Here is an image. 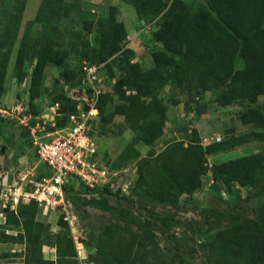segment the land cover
<instances>
[{
    "label": "trees",
    "instance_id": "1",
    "mask_svg": "<svg viewBox=\"0 0 264 264\" xmlns=\"http://www.w3.org/2000/svg\"><path fill=\"white\" fill-rule=\"evenodd\" d=\"M119 1L132 6L139 20L152 22L159 18V26L152 37L161 47L150 53L152 66L147 71L132 63L134 51L122 46L127 33L123 23L116 18V7H110L109 16L98 21L97 48L82 39L80 31L74 35L81 48L91 51V62L96 65L116 55L125 65H121L122 75L113 87L121 101L114 107L113 114L124 118L134 138L120 151L114 165L110 164L111 169L116 170L135 159L138 144L150 146L163 135L164 126L169 121L168 107L161 98L165 87L182 89L186 97V113H195L196 116L207 111L206 104H199L200 98L213 92L220 106H243L239 115L241 124L255 129L244 135H235L230 129L227 139L206 146L198 138L187 141L186 146L183 140H175L168 143L155 159L142 163L134 194L146 203L180 208L194 202L193 195L201 189L202 177L209 170L208 155L250 141L264 143V106L262 110L249 106L264 95V0H205L206 7L195 11H191L183 0H170L168 4L165 0ZM25 2L0 0V91L17 41ZM66 10L65 0L40 2L34 19L41 25V31L33 42L37 61L31 77L33 87L40 83L48 64L54 62L61 67L55 54L59 53L58 47L62 43L59 22ZM31 27V22L26 23L16 55V72L23 68L30 51L28 35ZM83 30L85 34L91 33V23L86 22ZM80 69L76 73L62 72L69 83L67 86L79 84ZM22 80L23 77L18 76L17 81ZM62 90V87L57 89L52 101L58 103V114L63 115L56 121L54 127L57 129L65 127L67 116L76 111L75 103ZM109 96V93H103L99 97L97 119L101 124L110 121V116L105 114ZM179 102L172 101L174 104ZM6 131V121L0 119V132ZM181 131L186 130L182 128ZM215 171V179L222 185L213 184L211 187L214 206L209 208L210 213L218 223L243 221L227 224L208 237L202 245L206 264H264V153L227 160ZM38 173L45 175V168L40 166ZM66 190L76 215V198H82L87 205L109 210L100 199L84 197L88 191L81 185L72 182L66 184ZM243 190L246 191L244 195ZM118 192L121 191L98 190L99 196L119 197ZM253 200L258 204L251 206ZM38 209L34 201H20L12 210L9 206L2 208L0 214L5 218V227L19 230L15 234L3 230L0 243L23 245L24 264H82L63 217L59 215L56 222L60 230L52 233L45 223L37 220ZM143 210L148 212L145 207ZM114 218L97 235L94 245L87 243L86 247H93L94 251L87 255L86 263L189 264L185 255L178 252L179 245H175L174 251L159 246L149 221L143 222L125 212H114ZM161 222L164 224L162 228L171 227L168 218L161 219ZM132 225L139 233L130 229ZM44 246L55 250V260L44 259ZM3 256L6 255L0 253V258Z\"/></svg>",
    "mask_w": 264,
    "mask_h": 264
},
{
    "label": "rangeland",
    "instance_id": "2",
    "mask_svg": "<svg viewBox=\"0 0 264 264\" xmlns=\"http://www.w3.org/2000/svg\"><path fill=\"white\" fill-rule=\"evenodd\" d=\"M169 1L165 0L167 4ZM183 1L191 11L206 7L205 0ZM40 2L41 0H26L25 2L17 41L12 48L0 91V119L5 120L9 128L5 133L0 132V155L4 152V147L10 150L7 151L10 160L4 153L3 155L5 156L1 158L2 160L0 159V171H9L11 169L9 171L10 179H14L22 168H32L36 172L40 169L41 165L32 154L34 148L30 132L25 125L34 127L38 124L41 130L37 135L57 130L51 124L53 123L55 126L56 121L61 119L63 115H59L56 110H51V106L54 104L52 101L57 89L59 87L64 89L69 84L62 76V72L70 70L76 73L84 64H95L91 62L92 57L89 54L91 51L81 48L77 38L74 36L77 31H80L82 39H87L92 48H97L99 39L98 21L109 16L110 7H116V18L123 23L127 33L122 46L124 49H132L134 51V56L131 59L132 63H137L142 71H147L152 66L150 53L161 47V44L154 42L152 37V33L159 26V18L152 22L139 20L134 8L119 0H65L67 10L65 16L59 22L62 34L60 41L62 43L58 47L59 53L55 54V59L61 67L54 62L48 64L44 69L40 83L33 87L31 85V77L37 62L33 42L41 31V25L35 22L34 19L39 10ZM28 22L32 23L28 35L30 51L26 56L23 68L16 72V55L25 31V25ZM86 22L92 25V31L89 34H85L83 30V25ZM120 60L122 59L116 55L99 64L101 65L99 73L101 75L102 91L110 95L105 113L110 116V121L107 124H101L98 118L91 125L92 137L95 140L98 151L103 159L111 165H114L120 151L134 138V133L130 130L124 118L113 114L114 107L121 103L118 94L113 90L115 82L122 75L121 65L125 66L120 63ZM18 76L23 77L21 82L17 81ZM62 91L64 92V90ZM216 97L217 95L213 92L205 93L200 98L199 104H206L207 111L202 116H196L195 113H186L184 108L186 97L182 89L177 90L165 87L162 90L161 98L168 107L169 119L164 126L163 135L150 146L138 144V156L129 163L117 167L116 170L119 173L117 180H126L123 184L124 190L122 193L118 192L119 197L104 194L96 198L97 200L100 199L109 210H102L87 205L82 198L74 200L77 216L79 217H77V225L73 229L68 227L79 259L87 262L86 256L94 251L93 247H86L87 243L95 244L97 235L102 233L115 220L114 212L130 213L139 217L143 222L149 221L159 246L162 249L168 248L174 251L175 245H179L178 252L185 255L189 264H206V256L202 245L207 241L208 237L227 224L243 221V219H239L218 223L216 218L210 213L209 208L214 206L211 187L213 184L222 185L220 181L215 179V168L230 159L255 153H264V143L250 141L231 150L208 155L209 170L202 177L201 189L193 195L194 202L189 205H184L180 208L154 205L146 203L142 198L137 197L133 191L139 170L143 166L142 163L155 159L158 153L172 141L183 140L184 146H186L187 141L198 138L202 145L206 146L227 139V131L230 129H233L235 135H244L255 131L250 126L242 125L239 120L243 106L232 105L223 107L216 103ZM173 100L180 101V105L172 103ZM249 106L258 107L262 110L264 95L258 97L257 101ZM11 115L15 117L12 119L10 118ZM28 117L31 118L29 119ZM16 118H19L23 124H19ZM182 128H185L186 131H181ZM173 131H175V134ZM22 157L23 162L20 163L19 159ZM8 164L9 170L7 169ZM27 190H29V187H27ZM244 193H246L245 190H243V195ZM255 200H253L251 206L258 204ZM1 205L2 202L0 200V210L2 209ZM144 207L148 212L143 210ZM3 217V215L0 217V234L5 229L7 230H5V233L15 234L19 228L5 227L3 224L5 218ZM165 218H168L171 225L170 228L166 226L162 228L164 224L161 219ZM37 220L45 223L52 233L60 230L56 226L58 214L53 211L45 212L42 209H38ZM152 223L154 224L152 225ZM119 224H122V221H119ZM130 229L135 233H139V230L133 225L130 226ZM1 238L2 236L0 235ZM17 249L20 248H14L15 251ZM4 255L11 256L7 257L6 262L19 260L17 254H12L9 251L5 252ZM14 255H16V259H14ZM82 257L86 258L83 260Z\"/></svg>",
    "mask_w": 264,
    "mask_h": 264
},
{
    "label": "built area",
    "instance_id": "3",
    "mask_svg": "<svg viewBox=\"0 0 264 264\" xmlns=\"http://www.w3.org/2000/svg\"><path fill=\"white\" fill-rule=\"evenodd\" d=\"M100 66L84 64L80 69L79 84L64 87L66 97L76 106V111L67 116L65 127L37 135L41 130L38 124L34 127L25 125L30 132L37 161L45 168L46 174L39 175L38 171L32 168L20 169L14 181L16 188L21 191L16 194L12 187L5 183L0 191L2 208L9 206L12 210L20 201L23 203L34 201L43 211H53L58 216L61 215L73 229L78 218L71 200L67 197L66 184L73 182L76 186H83L88 191L84 196L86 198L90 196L97 198L98 190L105 188L111 191L120 190L122 193L126 180H117L118 170L111 169V165L103 159L90 134L92 122L98 117L99 97L104 93L99 73ZM58 108V103L51 106V110L58 111ZM14 117L10 116L12 119ZM16 120L23 124L19 118ZM51 126L54 127V124Z\"/></svg>",
    "mask_w": 264,
    "mask_h": 264
},
{
    "label": "crops",
    "instance_id": "4",
    "mask_svg": "<svg viewBox=\"0 0 264 264\" xmlns=\"http://www.w3.org/2000/svg\"><path fill=\"white\" fill-rule=\"evenodd\" d=\"M6 126H7V123H6ZM8 130H9V128L7 126V131ZM173 133L175 134L174 131H173ZM7 151H10L9 148H5L4 147V152L3 153L8 158L9 155H8V152ZM3 153H1L0 159L3 158V156H5V155H3ZM32 154L36 158L35 153L33 151H32ZM23 157L19 159L20 163L23 162ZM8 159L10 160V158H8ZM6 164H7V162H6ZM7 167H8L7 169L9 170L10 169L9 168V164L7 165ZM22 169H24V168H22ZM9 171H11V169ZM9 171H7V170L6 171H4V170L3 171H0V187H3L4 184L6 183V185H10L12 187V190H14V192H16V194H18L21 191V189L16 188V184H15V181H14L15 178H16V176L14 177V179L13 178L10 179V177H9ZM14 248H20V249H17V251H15ZM7 251H9L12 254H17L19 260H17L16 262H6L5 260L8 259L7 257H11V256L6 255V256H3V257L0 258V264H24L23 263V257H24V255H23L24 254V246L23 245H19V244H9V243H0V253H5ZM16 252H18V253H16ZM42 254H43L44 259L55 260V250L54 249H51V248H48V247H45L44 246V247H42ZM86 257H82L83 260ZM14 259H16V255H14ZM80 260H81V263L82 264H87L86 262L82 261V259H80Z\"/></svg>",
    "mask_w": 264,
    "mask_h": 264
},
{
    "label": "water",
    "instance_id": "5",
    "mask_svg": "<svg viewBox=\"0 0 264 264\" xmlns=\"http://www.w3.org/2000/svg\"><path fill=\"white\" fill-rule=\"evenodd\" d=\"M62 189H63V190H65V188H64V187H63Z\"/></svg>",
    "mask_w": 264,
    "mask_h": 264
}]
</instances>
